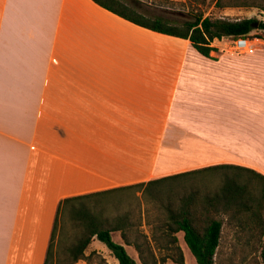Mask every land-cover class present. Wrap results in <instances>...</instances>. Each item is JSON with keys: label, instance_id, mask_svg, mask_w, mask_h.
Returning a JSON list of instances; mask_svg holds the SVG:
<instances>
[{"label": "crops", "instance_id": "crops-1", "mask_svg": "<svg viewBox=\"0 0 264 264\" xmlns=\"http://www.w3.org/2000/svg\"><path fill=\"white\" fill-rule=\"evenodd\" d=\"M226 44L207 58L92 0H0V264H45L65 199L221 165L264 176V62Z\"/></svg>", "mask_w": 264, "mask_h": 264}, {"label": "trees", "instance_id": "trees-1", "mask_svg": "<svg viewBox=\"0 0 264 264\" xmlns=\"http://www.w3.org/2000/svg\"><path fill=\"white\" fill-rule=\"evenodd\" d=\"M92 1L139 27L190 40L193 47L207 58L215 51L212 44L216 40L246 39L256 30L261 34L255 37L264 40V22L256 29L254 19L214 20L205 17L203 12L192 14L193 20L151 18L137 12L122 0ZM188 1L204 4L206 0ZM216 7L258 8L264 11V0H217ZM218 173H221L219 176L222 178L216 190L199 194L193 192L181 196L176 203L171 201L163 206L160 223L155 226L151 238L139 234L130 213L116 215L110 219L105 216L103 206L96 204L98 211L93 212L84 205L83 201L92 196L65 199L57 211L45 264H53L54 241L61 218L67 211L81 230L79 239L68 250L70 264L89 260L90 256L86 255V251L95 237L108 247L119 264H138L129 255L126 246L134 248L141 264H166L169 260L175 264H184V252L179 239L181 233L197 264H216L224 230L220 216H227L231 224L237 222L233 224L239 231V242L243 243L244 247L249 248L252 241L256 242V248L260 249V257L264 263V176L254 170L232 165L213 166L95 196L99 198L118 192L135 191L159 200L162 198V192L156 188L158 186L187 178L192 174L214 176ZM114 234H120L123 244L113 240ZM157 252L163 255L158 257Z\"/></svg>", "mask_w": 264, "mask_h": 264}, {"label": "rangeland", "instance_id": "rangeland-1", "mask_svg": "<svg viewBox=\"0 0 264 264\" xmlns=\"http://www.w3.org/2000/svg\"><path fill=\"white\" fill-rule=\"evenodd\" d=\"M134 8L137 12L147 17H162L169 20H176L173 16L168 15L169 12H181L187 15L203 12L205 17L227 20H243L254 19L256 21L255 28L257 29L261 22H264V11L258 8L245 7H216L217 0H206L204 4L190 3L188 0H122ZM168 12V13H166ZM261 34L259 31H254L251 37L246 38L252 45L253 53L237 51L234 42L236 40H227V49L220 53L219 57L229 59L243 60H263L264 62V40L255 36ZM264 73V67L261 68ZM218 173L214 176L205 174H192L187 178L167 182L159 188L162 192V198L155 200L148 196L135 191L118 192L106 195L99 198L87 199L83 203L93 212H97L95 205L104 207L105 216L110 219L116 215L130 213L132 222L136 224L139 234L151 238L152 232L160 223L162 217L163 206L168 202H177L181 196H186L199 193H208L214 191L220 186L221 176ZM154 189V187H152ZM152 189V190H153ZM170 197V198H168ZM223 222V241L219 254L216 257V264H264L260 257V249L256 248V242L248 247H244L243 243L239 242V231L234 222L230 223L227 216H220ZM237 223V222H235ZM81 230L70 218L68 211L61 218L60 227L54 241L53 264H70L68 259V250L79 239ZM181 245L184 252V264H197L195 257L187 245L183 242V234H179ZM113 240L121 244L120 234H114ZM129 255L134 258L138 264V254L133 247L127 249ZM86 255L90 256L87 264H119L113 253L108 247L98 241H92L86 251ZM163 253L157 252V256L161 257ZM166 264H175L169 260Z\"/></svg>", "mask_w": 264, "mask_h": 264}, {"label": "built area", "instance_id": "built-area-1", "mask_svg": "<svg viewBox=\"0 0 264 264\" xmlns=\"http://www.w3.org/2000/svg\"><path fill=\"white\" fill-rule=\"evenodd\" d=\"M235 44V49L237 51H243L247 53H253L254 49L250 42L244 38L238 39L234 42Z\"/></svg>", "mask_w": 264, "mask_h": 264}, {"label": "water", "instance_id": "water-1", "mask_svg": "<svg viewBox=\"0 0 264 264\" xmlns=\"http://www.w3.org/2000/svg\"><path fill=\"white\" fill-rule=\"evenodd\" d=\"M166 13H168V12H166ZM168 15L173 16L174 18H177L180 20H193L191 15H187V14H184L181 12H176V13L169 12Z\"/></svg>", "mask_w": 264, "mask_h": 264}]
</instances>
